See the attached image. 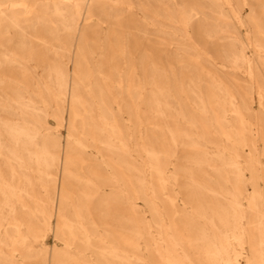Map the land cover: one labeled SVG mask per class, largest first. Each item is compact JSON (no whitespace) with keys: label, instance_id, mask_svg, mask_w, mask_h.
Masks as SVG:
<instances>
[{"label":"bare ground","instance_id":"bare-ground-1","mask_svg":"<svg viewBox=\"0 0 264 264\" xmlns=\"http://www.w3.org/2000/svg\"><path fill=\"white\" fill-rule=\"evenodd\" d=\"M0 264H264V0H0Z\"/></svg>","mask_w":264,"mask_h":264},{"label":"rangeland","instance_id":"rangeland-1","mask_svg":"<svg viewBox=\"0 0 264 264\" xmlns=\"http://www.w3.org/2000/svg\"><path fill=\"white\" fill-rule=\"evenodd\" d=\"M140 12V11H139ZM245 13H246V10H245ZM242 33L245 34V29L242 30ZM72 67V66H71ZM240 77H243L240 75ZM253 108L254 109H258L259 108V105H258V100L255 99L254 102H253ZM126 119L128 118V115L126 113H123L122 114ZM48 120L50 121V124L53 125V126H56V121L53 119V117H48ZM57 131L59 133V137L60 139L65 143V140H66V135H67V131H66V128L64 127H58L57 128ZM91 155L92 156H96V157H101L95 150H92L91 151ZM109 189V188H107ZM143 206L146 208V206L143 204ZM44 242L50 247L52 248L54 246V244H60V241L54 236L53 233H49ZM25 263V262H23Z\"/></svg>","mask_w":264,"mask_h":264}]
</instances>
